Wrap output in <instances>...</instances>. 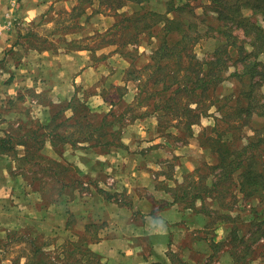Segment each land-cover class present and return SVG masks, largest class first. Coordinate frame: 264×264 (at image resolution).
<instances>
[{
  "label": "rangeland",
  "instance_id": "obj_1",
  "mask_svg": "<svg viewBox=\"0 0 264 264\" xmlns=\"http://www.w3.org/2000/svg\"><path fill=\"white\" fill-rule=\"evenodd\" d=\"M49 1L51 3L45 12L36 19L31 22L12 20L9 28L3 31V35L10 34L11 37L6 41L0 58V138L13 137L14 141L11 151L0 154V264L104 263L103 257L100 260L93 256L90 243L78 238L79 234L73 235L82 226L70 223L68 226L72 228L66 229L70 215L62 214L53 199H57L60 193L56 202L74 201L73 205L83 208L97 196L107 203L125 207L130 199L120 193V180L115 178L118 173L114 165L122 163V159H115V152L126 156L122 171L134 168L127 174V179L133 177L131 175L136 169L142 170L143 174L148 172L146 184L154 186L159 184L158 174L166 173L165 168L174 171L177 165L176 178L173 179L171 174L166 176L165 186H171L168 194L173 198L179 197L185 190L187 197L184 202L178 200L179 208L185 210L183 205L191 204L194 213L204 216L206 228L194 230V240L185 241L191 244L188 250L177 248V241L169 239L170 249L174 251H168L172 264H264V194L247 201L237 191L234 182L231 184L226 179L217 181L218 176L214 175L218 171L211 173L207 169L216 163L215 155L203 142L206 137L214 136L212 129L218 127L216 122L224 116L216 108L223 104L235 107L237 96L250 90L248 80L240 82L238 76H233L235 71H240V64L229 63L217 96L208 97L211 102H206V116L197 120L188 133L184 132V118L176 120L172 116L152 113V102L141 100L137 83L130 80V72L140 70L147 63L156 42L154 38L148 39V31L153 30L156 34L161 25L138 33L130 30V24L124 19L142 15L145 11L163 13L167 8L171 11L179 8L178 11H194L192 19L199 22L198 28L202 33L206 31L205 25L215 24L208 1L144 0L141 4L128 2L117 10L107 0H93L92 5L78 0ZM200 20H204V24H200ZM237 34L239 39H245L240 31ZM134 35L136 39L132 38ZM220 43L212 38L201 39L193 50L199 58H207ZM46 53L68 55L77 62L67 65V90L68 87L71 89V77L77 69L84 71L94 66L95 69L85 73L88 81L83 85L74 86V90L69 92L54 94L48 86L55 87V81L51 79L50 85L46 84L44 67H47V61L39 58V55L46 57ZM229 53L233 59L236 58L235 49L229 48ZM38 59L42 69L37 66ZM257 60L264 66V52ZM146 73H141L142 85L146 82ZM263 82L257 84L253 92L257 97L258 93L264 95ZM126 86L130 92L123 100L122 91H126ZM132 91L136 92L134 97ZM96 94L108 98L111 103L99 104L100 101L92 99ZM223 97L227 99H221ZM118 99L123 102H115ZM187 101L182 100L181 103L186 104ZM239 104L245 105L246 100L241 99ZM81 105L90 111L76 114L73 109ZM194 105L191 103L190 107ZM52 111H59L56 123L62 121V125L57 130L61 138H55L58 154L53 152L56 156L52 154L51 157L44 150L50 143L47 136H42L47 131L42 126H46ZM229 113L227 110L225 117ZM153 117L156 121L154 129L150 131L140 127L142 129H136L138 133L134 134L138 136L134 143L127 147L121 144L120 136L124 131L134 129L135 121L151 125ZM252 119L255 120H251L249 126L233 131L239 138L238 145L253 135L251 127H262L260 122H264V118L253 116ZM76 120L78 122L74 124ZM129 123L133 126L127 127ZM101 124L103 128H100ZM38 126L41 128L31 139L30 131ZM156 134L155 139H149ZM262 135L264 137V132ZM148 139L154 141L148 142ZM37 140L45 141L40 150L37 148L41 143L38 145ZM85 140L86 143L83 142ZM105 140L113 142L104 145ZM96 144L98 146H94ZM76 150L81 153V158L73 156ZM164 153L165 157L159 159ZM107 165L111 169L106 170ZM213 182L217 184L208 198L205 194L202 202L193 198L197 189L208 187ZM146 192L144 188L141 194L146 195ZM73 211L78 209L73 207ZM139 217L130 215L124 219L123 223H127L124 227L131 228L139 222ZM234 228L237 233L233 232ZM191 251L197 253L192 256Z\"/></svg>",
  "mask_w": 264,
  "mask_h": 264
},
{
  "label": "trees",
  "instance_id": "obj_2",
  "mask_svg": "<svg viewBox=\"0 0 264 264\" xmlns=\"http://www.w3.org/2000/svg\"><path fill=\"white\" fill-rule=\"evenodd\" d=\"M78 1L82 4H93V0ZM143 1L107 0V3L117 10L128 2L141 4ZM207 1L209 12L214 14L215 24L205 25L206 31L202 33L198 28L199 22L192 19L194 11H178L179 8L172 11L167 8L163 13L145 11L142 15H131L124 19L130 24V30L138 33L145 32L144 30L151 29L155 25H161L156 34L153 30L148 31V39L154 38L156 42L147 63L140 70L130 72V80L137 83L138 94L142 96L141 100L146 99L152 102V113L163 114L166 117L172 116L176 120L184 118V132L188 133L197 120L206 116L208 109L206 102H211L208 97L217 96L219 85L224 80L223 74L230 67L229 63L233 61V65L240 64V71H235L233 76H238L240 82L244 79L248 80L250 90L243 91L240 96H237L238 105L236 104L235 107H227V104H223L216 108L218 112L222 111L224 116L216 122L218 127L212 129L215 131L214 136L206 137L203 142L207 143L208 149L216 159V163L207 166V169L211 170V173L218 171L217 175H214L218 176L217 181L226 179L231 184L234 182L242 198L250 201L264 194V137L262 135L264 122H260L262 127L259 129L249 127L253 135L246 137L244 144H237L239 138H236L233 131L238 132L239 127L249 126V122L255 120L252 119L253 116L264 118V95L258 93L259 97H257L253 93L256 91V85L264 81V66L257 60L258 56L264 52V0ZM168 14L171 16L169 17ZM200 21V24H204V20ZM237 31H240L245 39H239ZM136 35L132 38L136 39ZM132 38L130 40L135 41ZM207 38L218 40L221 43L207 58H199L194 53V46L201 39ZM229 48L236 50V58L233 59L230 56ZM146 71V82L142 85L140 76ZM221 99L226 100L227 98ZM241 99L246 100L245 105L239 104ZM182 100L188 101L183 104ZM191 103L195 104L194 107H190ZM79 107H77L78 110L73 109L78 115L90 111L84 105ZM224 110L225 112L230 110L228 117H225ZM49 114L51 115L48 116L46 126H42L47 131L42 136H47L51 146L57 149L58 142L55 138H61L57 130L62 125V121L56 123L59 111H52ZM85 116L87 114L83 115ZM77 122L76 120L74 124ZM239 123L238 126L234 125ZM220 126L222 127L219 129ZM103 127L101 124L100 128ZM39 128L41 127L38 126L36 130L30 131L31 139L35 138ZM12 141H14L13 137L0 138V150L2 149L0 154H7L13 149ZM63 141L61 142L64 143ZM83 142L86 143V140ZM112 142V140H105L104 145L112 144ZM37 144L39 145L37 149L40 150L44 147L45 141L37 140ZM216 184L213 182L208 187L197 189L193 198L202 202L204 194L208 198L209 194L214 192ZM60 196L61 194L58 193L57 199H53V202H56ZM186 197V191L182 190L181 195L175 196L174 200L184 202L183 199L185 200ZM183 207L193 209L191 204L183 205ZM232 230L237 233L236 228ZM233 238L237 239V236L233 235Z\"/></svg>",
  "mask_w": 264,
  "mask_h": 264
},
{
  "label": "crops",
  "instance_id": "obj_3",
  "mask_svg": "<svg viewBox=\"0 0 264 264\" xmlns=\"http://www.w3.org/2000/svg\"><path fill=\"white\" fill-rule=\"evenodd\" d=\"M49 3H51L49 0H0V35L2 34V36H0V58H2L1 52L4 46H6V41L11 37L10 34L3 35V31L9 28L8 25L11 24L10 21L31 22L36 19L37 16L45 12L44 9H47L50 5ZM9 30H11V28ZM39 58H43L47 61L45 63L47 67H44V69H46V84L50 85L49 81L51 79L55 81V87L48 86V89H50L51 93L54 92V94L62 93V91L69 92L70 90H74V86L78 88L82 83L88 81V79H85V73L95 69V66L84 71L82 68L80 70L77 69L71 77L74 84L71 82L72 86L70 90L68 87V91L65 86V80L69 79V73L67 72L69 68L67 65L70 66L72 63L77 64V62L68 55L60 53L51 55L46 53V57L39 55ZM39 62L40 59L36 61L38 64L37 66L42 69L43 67L39 65ZM125 90L126 91H122L124 95L123 100L129 96L130 92L127 86ZM132 93L134 97L136 92L132 91ZM92 99L100 101L99 104H106V102L111 103V100L108 98H102L101 94L92 96ZM118 101L119 99L115 102L118 103ZM121 102L123 101H119V103ZM152 119L154 120L150 122L152 126L144 122L138 123L135 121L134 129L126 130L123 132L122 136H120L121 144L127 147L130 143H134L136 138H138V136L135 137L134 134L138 133L136 129H142L140 127H146L148 130L150 129V131L152 128L154 129L156 121L154 117ZM131 126L133 125L129 123L127 127ZM157 136L156 134L149 139H155ZM149 139L148 142L154 141ZM44 150L50 154V156L53 152L56 155V152H58L51 144H48ZM55 154L52 156H56ZM114 155L115 159H122L120 166L118 165L119 163L114 165L118 173L115 175V178L120 180L118 181L120 193L125 195L128 200L130 199L128 204H126L125 207H119L115 204L107 203L97 196H95L93 200H89L83 208L79 205H73L74 201L67 203H65L64 200H61V202H54L58 204V209L60 208L62 214L70 215L71 219L69 221L67 220L69 223H66V229L72 228L73 223L74 225L76 223L78 226H82L80 230H82L81 234H83V236L79 233L80 230L78 233L73 232V235L78 236L79 234L80 237L78 238L90 243L89 246L93 251V256L100 260L102 257L105 259V262L101 264H172V261L168 258V251H174L170 249L172 244H170L169 239H172L173 242L177 241V248L188 250L191 244L185 241H187V239H190V241L194 240L192 238L195 235L194 230L206 228L203 215H198L189 208L182 210L178 206V201H175L174 198L168 194L171 186H165L166 176L167 174H171L173 179H175V170L178 166L176 165L174 171L165 168L164 170L166 173L161 172L160 175H157L156 178L159 184L154 186L149 183L146 184L148 172L143 174L142 170L136 169L131 175L133 177H128L127 179V174L134 168L122 171V167L126 163L123 158H126V156L117 152H115ZM73 156L81 158V153L76 150ZM164 157L165 153L159 159H163ZM105 159L104 163L106 165L107 158L105 157ZM111 159L116 161L114 158ZM109 168L110 167L105 169L108 170ZM144 188L147 191L146 195L141 194ZM59 205L63 206L60 207ZM73 207H76L78 211L74 212ZM130 215L134 217L135 215L140 216L139 222L135 223L133 225L134 227L132 226L133 228H129V226L126 228L124 225L127 223L124 224L123 220L128 219ZM70 223H72V226H68ZM189 253L192 255L197 252L193 253L191 251ZM208 258L209 257H207V259Z\"/></svg>",
  "mask_w": 264,
  "mask_h": 264
}]
</instances>
